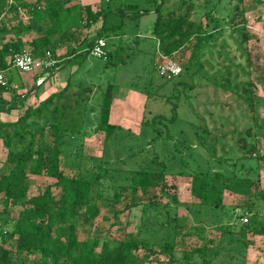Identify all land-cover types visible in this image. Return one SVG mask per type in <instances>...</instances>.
Returning <instances> with one entry per match:
<instances>
[{
	"label": "trees",
	"instance_id": "1",
	"mask_svg": "<svg viewBox=\"0 0 264 264\" xmlns=\"http://www.w3.org/2000/svg\"><path fill=\"white\" fill-rule=\"evenodd\" d=\"M7 1L0 0V13L19 19L23 11L26 20L15 24L0 22V70L10 66L13 52L24 49L19 39L5 41L7 34L14 33L19 38L23 31L38 33L42 43L35 45L32 52L37 56L45 55L48 50L54 54L50 35L65 29L85 30L100 20L102 25L96 37L80 54H90L95 40L104 37L105 59L113 62L109 42L122 36L124 21L114 22L113 14L138 19L152 11L156 16L151 33L158 39L157 61L178 59L182 67L179 75L192 68L195 72L203 70L205 50L215 48L214 43L228 29L237 37L235 42L247 68L239 65L233 70L234 63L230 61L224 70L213 73L222 77L228 73L220 87L233 89L240 101L238 105L242 106L239 113L244 123L240 127L236 124L239 119L235 123L224 117L223 125H234L229 132L217 126L214 132L197 112L195 116L199 121L191 123L195 135L191 137L185 132L183 139L176 140L172 125L183 118L178 113L179 103L172 101L179 95H169L165 100L173 104L171 113L143 116L136 134L111 121L114 94L120 91L113 82L100 92L95 83H87L83 92L74 93L78 105L72 103L68 94L76 72L69 75L62 89L27 106L15 120H0V140L7 150L6 162L10 165L8 172H0V264H212L221 244L207 237L202 223L207 221V215L224 209L226 193L246 197L250 212L264 206V186H261L264 155L259 143L264 138V120L257 114L258 87L250 79L248 70L252 55L245 47L251 39L245 1L177 0L170 5L172 0H145L144 6L120 0L113 8L106 6L96 11L90 5L70 4L72 0ZM107 1L110 4L113 0ZM255 1L262 3V0ZM195 15L199 17L197 20L193 19ZM188 47H191L190 54L182 60ZM67 50L69 55L77 54L71 45ZM222 56L220 52L219 57ZM62 64L55 63L54 69ZM156 69L158 71V65ZM238 69L245 79H238ZM176 77L164 78L168 82ZM185 85L186 89L194 86ZM262 86L264 91V83ZM10 90L9 82L0 84V113H9L23 105L25 98L21 99L16 92L11 91L10 101L4 98V93ZM96 102L100 106L98 111L93 106ZM92 126L93 130L89 131ZM98 131L104 134L102 155H84V137ZM234 132H240L235 145L224 150L223 144V154L216 155L221 137ZM200 144L215 151L208 158L207 166L195 159ZM31 173L52 178L54 182L41 193L28 195ZM169 175L189 177L190 194L195 199L192 203L196 208L194 217L199 224L188 226L186 218L178 215L179 198L169 190ZM161 197L168 200L162 202ZM20 200L22 206L14 214L10 207ZM124 201H128V209L142 207L143 219L137 233H125L120 240L80 238V224H91L101 215L103 207L113 208ZM151 211L156 213L148 217ZM203 213L206 216L200 217ZM257 224L260 222L256 219L252 222L248 219L241 223L239 231L246 233L252 229L264 234V224L258 228ZM185 237L197 238L202 244L179 249L178 242Z\"/></svg>",
	"mask_w": 264,
	"mask_h": 264
},
{
	"label": "rangeland",
	"instance_id": "2",
	"mask_svg": "<svg viewBox=\"0 0 264 264\" xmlns=\"http://www.w3.org/2000/svg\"><path fill=\"white\" fill-rule=\"evenodd\" d=\"M8 0L7 2H10ZM29 2L31 0H24ZM123 2H136L145 6V0H121ZM177 0H172L170 5L174 4ZM246 9V17L248 18V32L251 39L245 44V47L252 55V65L248 70L251 73L250 79L258 84L260 88L259 95H263L264 83V0L259 4L255 0H244ZM102 5L106 8H113L120 3V0H113L108 4L107 0H102ZM107 3V4H106ZM22 17V16H21ZM20 18V17H19ZM199 17L195 15L194 20ZM14 18L7 16L5 13H0V22H11ZM123 21L122 36L120 38H112L109 42V51L112 55L113 62L108 63L105 58H96L91 54L84 56L78 54L72 57L69 61H62V65L57 68L60 69L58 79L63 83L56 90L62 89L70 74L76 72L71 79L72 90L68 94L72 103L77 106L79 103L78 97L74 93L83 92L87 83H95L96 89H104L109 82H113L120 87V91L114 94V107L112 122L122 125L125 128H130L134 133L138 134L140 130V123L142 117H151L154 114L163 112L166 114L171 113L173 104L167 102L165 99L169 95H179L178 99L173 98L172 101L179 103L178 113L182 120L172 125V133L175 135L176 140H181L185 132L189 133L192 137V122H198L195 113L200 112L206 124L213 130L217 131L215 126L224 131H231L234 125L222 124L225 118H229L230 122H235L239 127L243 125L242 117L239 113L240 101L237 100V95L233 89H224L220 84L225 82L227 72L222 76L213 74L216 70H224L232 61L234 63L233 70L236 66H243L245 68V58L241 55L238 44L235 42L236 35L231 33L228 29L220 39L214 43L215 48H208L205 50L203 61L205 68L199 72H195V68L184 71L181 75L177 76L172 81H166L157 71V65L162 62L157 61L158 39L151 33L152 26L156 20L155 13L149 12L141 15L138 19H131L123 14H113L112 20L116 23ZM86 33V35H85ZM97 32L88 33L86 30H81L79 33V40H76V46L87 50L88 42L96 37ZM86 36V37H84ZM7 37L11 38L7 35ZM80 42V43H79ZM225 44V47L222 44ZM121 44L119 47L118 45ZM58 45V44H57ZM59 46V45H58ZM54 49V58L60 62L69 53L63 47L60 55ZM191 47H188L184 52L182 60H186L190 54ZM85 52V51H84ZM213 52V53H211ZM222 52V57L219 53ZM227 54V56H226ZM227 58L229 60H227ZM164 59H162L163 61ZM181 60V59H180ZM175 61L180 62L178 59ZM156 66V67H155ZM261 70V73L257 72ZM56 70V69H55ZM239 71V80L245 79L241 71ZM25 73V72H24ZM23 72L15 69L17 78L24 77ZM43 73L51 74L50 71L43 70ZM53 75V73H52ZM51 75V76H52ZM222 78L224 80H222ZM234 79V77H232ZM182 82L176 88L178 82ZM185 84L194 85L189 86L187 89ZM90 95V94H89ZM91 96V95H90ZM29 104H24L20 107L22 114L24 109ZM99 110L98 102L93 104ZM18 114V115H19ZM229 115V116H228ZM225 117V118H224ZM94 119L93 117H91ZM197 120V121H196ZM227 120V119H226ZM241 120V122H240ZM228 121V120H227ZM246 121V119H245ZM215 122V123H214ZM95 126V125H94ZM94 126L89 128L92 131ZM240 132H234L232 135L227 134L226 137H221L220 143L217 146L216 155H222V145L224 150H229L235 145L239 138ZM189 136V137H190ZM175 140V142H176ZM104 134L101 131L92 133L88 137H84L83 154L86 156H101L103 153ZM260 152L264 151V138L259 142ZM200 149L196 154L195 159L198 163L203 162L207 166L208 158L215 152L212 148L208 150L198 145ZM174 147V143L171 146ZM237 150L234 151L237 154ZM191 151L189 150V154ZM7 150L0 140V172H8L10 165L6 162ZM192 163L195 161L192 159ZM192 166L195 164H191ZM264 167V164L262 162ZM262 182L264 186V169L261 173ZM52 178L38 175L35 173L30 174V186L28 195H36L41 193L47 185L53 183ZM169 190L175 192L179 198L177 212L179 216L186 218L188 226L199 224L198 220L194 217L195 207L193 201L195 200L190 194V179L185 176L169 175L167 177ZM258 189V188H257ZM167 197H161L162 202H166ZM22 200L15 202L11 205L10 209L15 214L22 206ZM124 201L116 207L107 205L102 208L101 215L96 218L89 225H79V235L81 239L87 237H99L101 240L117 239L120 240L125 233H137L139 226L142 222L141 206L128 209L127 203ZM2 208V205H0ZM216 214L207 215V221L202 223L206 226L207 237L212 239L215 243L221 244L218 257L212 264H262L264 263V234L254 232L249 229L246 233L239 231L243 219L247 217L249 222L256 219L260 224H264V206L253 209L252 212L248 209V201L246 197L236 196L232 193H226L225 207L223 210ZM114 212H117L116 214ZM156 211H151V214ZM256 213V214H255ZM202 215V214H201ZM234 215V216H233ZM205 217L203 213L200 217ZM256 216V218L254 217ZM215 220V221H211ZM259 226V224H257ZM226 230V232H222ZM179 249L188 247H197L202 244L200 240L194 237H185L179 240ZM162 260L164 258L161 257ZM153 264H158L153 262Z\"/></svg>",
	"mask_w": 264,
	"mask_h": 264
},
{
	"label": "crops",
	"instance_id": "3",
	"mask_svg": "<svg viewBox=\"0 0 264 264\" xmlns=\"http://www.w3.org/2000/svg\"><path fill=\"white\" fill-rule=\"evenodd\" d=\"M75 3H79L81 5H90L94 11L101 9V8H104V6L102 5V3H103L102 0H72V2L70 4H75ZM18 20H21V21L26 20V16L24 15L23 11H21L19 19H18V17L13 19V21H14L13 24H15ZM101 25H102V21L100 20V21L92 24L90 28L85 29V30L88 33L93 34V33L98 32L100 30ZM81 30H83V29L72 28V29H65L62 31H58L57 33H54V34L49 36L50 45L51 46H54V45L58 46L59 45L58 47H55L56 53L58 55L63 53V52H61L63 47L68 49V46L71 45L72 47H74L77 50V54H75V55H78L81 52L85 51V49H83V48H78L76 46V43H75L76 40H79L78 36H79V33ZM85 30H83V31H85ZM7 35L10 36L11 38L7 37ZM7 35H6L5 41H17L19 39L20 42L24 45V48H27V49H33L35 47V45H40L42 43L41 42L42 36L38 33H35V32L23 31L20 33L19 38H17V36L14 33H10ZM85 35H86V33H85ZM84 37H86V36H84ZM116 38H119V37H116ZM60 41H63V43H59ZM75 55H69L68 54L65 58L61 59L60 62H62L63 60H65V62H67L72 57H74ZM59 70L60 69H58V70L56 69L55 72L53 73V75L52 74L47 75L46 73H43L39 70H36L34 72H28V73L23 72L25 74V76L24 77L19 76L17 78V76L15 74V69L9 66L5 70L4 73H5V77L7 78L8 82L10 84L11 90L4 93V98L7 99L8 101H10L12 98L11 91H13V92H16L17 94H19L21 99H23V97H24L26 104L35 105V104L39 103L47 95H49L52 92H55L59 88V86L63 83V81H60L58 79V76L60 74ZM41 77H44V80L42 81V83L37 84V80H39ZM257 87H258V84H257ZM259 92H260V88L258 87L257 94ZM19 100H17V101L19 102ZM255 100H256V103L258 105L257 114L261 120H264V94L259 95V97L257 95V98ZM113 107H114V105H113ZM113 107H112V111H111V119H112L113 113H114ZM19 113H20V106H18V108L16 107V109H13L9 113H3V112L0 113V120H15ZM263 169H264V167H263V165H261V173L263 172ZM234 195L240 196L237 194H234ZM240 197H242V196H240ZM257 228H258V225H257ZM262 264H264V263H262Z\"/></svg>",
	"mask_w": 264,
	"mask_h": 264
},
{
	"label": "built area",
	"instance_id": "4",
	"mask_svg": "<svg viewBox=\"0 0 264 264\" xmlns=\"http://www.w3.org/2000/svg\"><path fill=\"white\" fill-rule=\"evenodd\" d=\"M90 54L96 58H105L106 57V39L104 37H99L95 40L94 44L89 49ZM58 61L54 58V55L51 51H46L45 55L37 56L35 55L31 49L24 48L20 51H15L12 53L9 58L10 67L20 71V72H34L39 70L43 72V70L50 71V73H54V64ZM5 70H0V84L7 85L8 80L5 77ZM158 72L161 76L165 78H173L178 76L182 72L181 65L173 60L167 59L162 64L158 65ZM44 77H41L37 80V84L42 83ZM24 98V97H23ZM25 103V99L23 100V105ZM264 155V151L262 152ZM244 222L248 221V218L245 217L243 219Z\"/></svg>",
	"mask_w": 264,
	"mask_h": 264
}]
</instances>
